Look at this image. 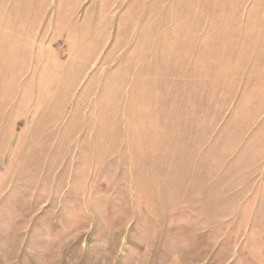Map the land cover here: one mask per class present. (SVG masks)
<instances>
[{
	"label": "rangeland",
	"instance_id": "1",
	"mask_svg": "<svg viewBox=\"0 0 264 264\" xmlns=\"http://www.w3.org/2000/svg\"><path fill=\"white\" fill-rule=\"evenodd\" d=\"M0 264H264V0H0Z\"/></svg>",
	"mask_w": 264,
	"mask_h": 264
}]
</instances>
